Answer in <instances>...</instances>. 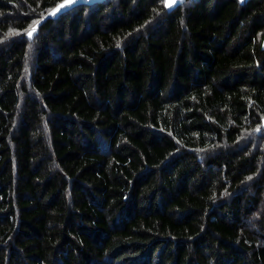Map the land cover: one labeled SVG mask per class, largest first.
<instances>
[{
	"label": "trees",
	"instance_id": "1",
	"mask_svg": "<svg viewBox=\"0 0 264 264\" xmlns=\"http://www.w3.org/2000/svg\"><path fill=\"white\" fill-rule=\"evenodd\" d=\"M62 1L0 0V264H264V0Z\"/></svg>",
	"mask_w": 264,
	"mask_h": 264
},
{
	"label": "snow or ice",
	"instance_id": "2",
	"mask_svg": "<svg viewBox=\"0 0 264 264\" xmlns=\"http://www.w3.org/2000/svg\"><path fill=\"white\" fill-rule=\"evenodd\" d=\"M72 2V0H66V3L65 4H61V5H59V8H64L65 6H66V4H69V3H71ZM177 2V0H167V2H166V6L167 7H171V5L172 4H174V3H176ZM180 2H183V0H180ZM58 10V9H57ZM55 11L56 10H54L53 11V13H51V14H55ZM34 23H39V21H36V22H34ZM36 31V28H35V26H33L32 28H31V30L28 32V37L29 38H31L32 37V34H33V32H35Z\"/></svg>",
	"mask_w": 264,
	"mask_h": 264
},
{
	"label": "rangeland",
	"instance_id": "3",
	"mask_svg": "<svg viewBox=\"0 0 264 264\" xmlns=\"http://www.w3.org/2000/svg\"><path fill=\"white\" fill-rule=\"evenodd\" d=\"M66 1V0H65ZM61 2V3H59L57 6H55L53 9H51L50 11H49V13H48V16H51V17H54V16H56V15H58L61 11H63V10H65L66 9V7L64 8V9H62V8H59V5H61V4H65L66 2ZM96 1V0H95ZM92 2H94V1H92ZM67 8H69V7H67ZM58 9V10H57ZM54 10H56L55 11V14H51V13H53V11ZM35 28H36V26H35ZM36 32V31H35ZM33 34H34V32H33ZM32 34V35H33ZM263 126H264V120H263Z\"/></svg>",
	"mask_w": 264,
	"mask_h": 264
},
{
	"label": "crops",
	"instance_id": "4",
	"mask_svg": "<svg viewBox=\"0 0 264 264\" xmlns=\"http://www.w3.org/2000/svg\"><path fill=\"white\" fill-rule=\"evenodd\" d=\"M65 0H63V2H64ZM92 1H95V0H72V2L71 3H69V4H66V6L67 7H70V6H72V5H74V4H77V3H80V2H92ZM66 2V1H65ZM165 2H167V0H165ZM180 2V0H177V2L176 3H174V4H172L171 5V7H169V8H172V7H174L177 3H179ZM65 6V7H66ZM64 7V8H65ZM66 7V8H67ZM64 8H62V9H64Z\"/></svg>",
	"mask_w": 264,
	"mask_h": 264
}]
</instances>
